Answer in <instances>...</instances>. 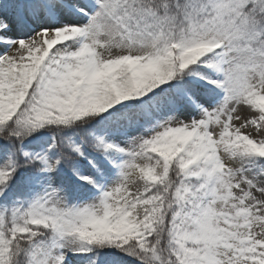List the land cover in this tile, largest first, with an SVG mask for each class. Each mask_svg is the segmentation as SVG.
I'll use <instances>...</instances> for the list:
<instances>
[{
  "label": "snow or ice",
  "instance_id": "obj_1",
  "mask_svg": "<svg viewBox=\"0 0 264 264\" xmlns=\"http://www.w3.org/2000/svg\"><path fill=\"white\" fill-rule=\"evenodd\" d=\"M0 264H264V0H0Z\"/></svg>",
  "mask_w": 264,
  "mask_h": 264
}]
</instances>
